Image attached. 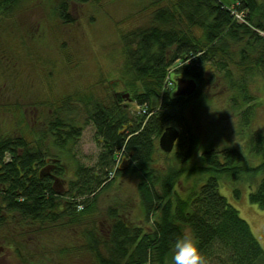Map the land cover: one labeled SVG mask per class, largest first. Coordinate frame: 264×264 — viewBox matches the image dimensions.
I'll return each instance as SVG.
<instances>
[{"label": "trees", "instance_id": "1", "mask_svg": "<svg viewBox=\"0 0 264 264\" xmlns=\"http://www.w3.org/2000/svg\"><path fill=\"white\" fill-rule=\"evenodd\" d=\"M14 2L2 0L0 15L15 13L21 2ZM69 2L89 0H59L55 15L65 25L73 21ZM149 7H154L149 25L122 39V77L131 87L140 83L142 91L130 102L145 114L131 113L119 95L109 103L94 100L84 124L94 127L101 145L95 172L70 153L84 128L71 118L72 98L64 99L36 141L22 134L0 137V230L24 238L44 232L48 224L80 227L77 217L92 214L110 177L128 174L137 178L141 218L129 223L124 204L118 203L106 209L99 223L88 221L81 248L95 264H172V244L181 235L194 237L207 264H264V251L248 223L219 192L220 179L230 177L238 199L234 183L245 172L262 171L248 200L264 208V134L251 135L248 155L236 146H209L195 158L199 138L187 114L203 100L206 85L226 80L236 92L231 108L239 110L242 127L250 123V103L257 98L249 94L244 77L253 70L264 74V0H155ZM172 68L196 83L194 94L172 95L166 79ZM167 128L179 134L170 154L158 147ZM248 157L258 164L249 166ZM65 161L76 165L73 174Z\"/></svg>", "mask_w": 264, "mask_h": 264}, {"label": "rangeland", "instance_id": "2", "mask_svg": "<svg viewBox=\"0 0 264 264\" xmlns=\"http://www.w3.org/2000/svg\"><path fill=\"white\" fill-rule=\"evenodd\" d=\"M153 1L89 0L83 5L69 2L68 13L73 21L65 25L55 15L59 0H15L14 3L21 2L20 8L7 18L0 15V137L22 134L28 141H36L45 133L51 116L59 113L64 99L72 98L71 118L84 128L70 153L79 165L95 172L101 145L94 127L84 124L86 113L94 100L109 103L115 100L114 95H128L120 103L127 104L131 113L138 112L139 106L130 100L142 90L140 83L131 87L122 77V39L126 33L149 25L154 11L149 5ZM5 26L8 29L3 32ZM166 79L172 83V95L178 79L191 80L176 75L173 68ZM244 79L249 94L257 98L250 103L253 117L246 127L241 125L239 110L231 108L230 97L236 92L229 89L226 80L206 85L203 100L188 109L199 138L195 158L209 146H236L248 155L251 135L264 134V74L253 70ZM54 149L51 152L56 154ZM157 159L164 160L161 155ZM64 163L69 175L73 174L76 165ZM248 163L258 164L252 157H248ZM261 175L262 171L242 174L241 180L234 183L240 190L238 199L230 190V177L220 179L219 192L248 223L264 251V208L248 200L251 185L255 186ZM136 180L133 175H112L106 184L110 186L99 192L92 214L77 217L83 223L80 227L76 223L70 224L72 228L48 224L43 227L44 232L24 238L0 230V264H95L81 248L85 243L82 229L89 227L88 221L99 223L106 209L118 203L125 206L126 221L134 224L139 220Z\"/></svg>", "mask_w": 264, "mask_h": 264}, {"label": "clouds", "instance_id": "3", "mask_svg": "<svg viewBox=\"0 0 264 264\" xmlns=\"http://www.w3.org/2000/svg\"><path fill=\"white\" fill-rule=\"evenodd\" d=\"M172 264H207L194 237L178 236L172 244Z\"/></svg>", "mask_w": 264, "mask_h": 264}, {"label": "water", "instance_id": "4", "mask_svg": "<svg viewBox=\"0 0 264 264\" xmlns=\"http://www.w3.org/2000/svg\"><path fill=\"white\" fill-rule=\"evenodd\" d=\"M196 91V83L193 80L178 79L176 91H174V97H188ZM121 98H128V95L121 96ZM178 131L174 128H167L158 140V147L161 152L170 154L173 149L176 140L178 139Z\"/></svg>", "mask_w": 264, "mask_h": 264}, {"label": "bare ground", "instance_id": "5", "mask_svg": "<svg viewBox=\"0 0 264 264\" xmlns=\"http://www.w3.org/2000/svg\"><path fill=\"white\" fill-rule=\"evenodd\" d=\"M138 112L141 113V114H144L145 113L144 109H140V108L138 109Z\"/></svg>", "mask_w": 264, "mask_h": 264}, {"label": "built area", "instance_id": "6", "mask_svg": "<svg viewBox=\"0 0 264 264\" xmlns=\"http://www.w3.org/2000/svg\"><path fill=\"white\" fill-rule=\"evenodd\" d=\"M171 84H169V86H170Z\"/></svg>", "mask_w": 264, "mask_h": 264}]
</instances>
